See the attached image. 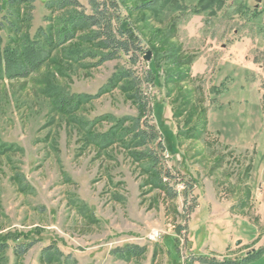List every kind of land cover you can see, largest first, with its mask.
I'll return each mask as SVG.
<instances>
[{"label":"rangeland","instance_id":"374dc122","mask_svg":"<svg viewBox=\"0 0 264 264\" xmlns=\"http://www.w3.org/2000/svg\"><path fill=\"white\" fill-rule=\"evenodd\" d=\"M120 1L150 60L103 61L87 28L32 76L0 80V238L36 240L0 264H59L43 252L50 244L68 264L238 262L264 246V0H157L148 10L150 0ZM70 14L46 0L31 10L0 3L2 46L25 30L59 40ZM149 68L155 82L140 88L152 110L140 123L158 133L157 165L136 136L131 96ZM128 245L144 250L112 251ZM232 264H264V252Z\"/></svg>","mask_w":264,"mask_h":264},{"label":"trees","instance_id":"16d2710c","mask_svg":"<svg viewBox=\"0 0 264 264\" xmlns=\"http://www.w3.org/2000/svg\"><path fill=\"white\" fill-rule=\"evenodd\" d=\"M36 0H0L6 7H24L27 10H31L34 7ZM90 6L91 12L87 13L85 8L79 0H46V5L49 8H56L59 10L69 9L71 12L70 17L67 19V25H65L59 31V40H55L53 35H50L48 32L43 30L40 32V37L37 35L31 37L30 34H27L26 30L22 35L21 40L17 42L16 47H11L9 44L2 46V38L0 36V80L3 79H24L32 76L37 73L40 68L43 67L46 61H48L51 51L58 49L61 45L67 41L74 39L75 32L80 29H89L91 30L88 38L97 41V46L101 49H104L102 60L107 61L113 58H116L122 54L129 55L130 60L133 64H137L139 56L146 54L147 51L141 46V37L137 30L132 26L129 21L128 16H124L122 12V3L120 0H87ZM209 2L207 5H203L206 2ZM226 0H200L199 5L212 6L217 4L221 6L225 3ZM157 0H150L144 4L145 9H152L156 4ZM83 9L82 12L73 15L71 10L77 11L76 9ZM11 13L7 14L11 18ZM31 15L27 14L24 17L26 23H29ZM9 28L18 34L21 32V28L18 27L10 19ZM22 22V21H21ZM126 23V24H125ZM125 24V26H124ZM2 26V24H0ZM87 56V52H81L77 54V57ZM130 74H125L128 76ZM132 79V78H131ZM146 82L148 85H152L155 82V74L152 69L149 68L145 71V76L142 78H133V92L132 97L135 100L139 116L135 119V127L138 129L136 136L140 140V143L144 145H149L148 150L145 152L144 156L151 159L152 164L157 165L160 158L152 153L150 147L151 142H157L159 139L158 133L155 128H152L146 122L147 127L141 126L140 119L144 115H147L150 110H152L150 105V99L147 94H145L140 85ZM149 126V127H148ZM158 146L161 150H164L163 143H159ZM3 146L0 144V151H3ZM156 167V166H155ZM156 184L160 185L163 188L169 187V181L166 179V176L161 175L160 171H156ZM168 190V189H167ZM170 193V190H169ZM22 234L17 232H7L3 234L0 238V256L12 248L13 252L17 256H22L28 253V251L35 245L36 240H28L22 238ZM144 248L128 245L123 248H115L112 251L117 252L116 254L122 255L121 253H128L131 256L139 255L143 252ZM44 253L53 252L54 256L57 258L59 264H68L69 254H65L54 244H50L43 249ZM264 252V246L258 249L254 254H249L242 260L247 261L252 257L261 254ZM202 262L210 264H232L239 263L240 261H207L206 258H200ZM63 262V263H60Z\"/></svg>","mask_w":264,"mask_h":264},{"label":"water","instance_id":"95a60500","mask_svg":"<svg viewBox=\"0 0 264 264\" xmlns=\"http://www.w3.org/2000/svg\"><path fill=\"white\" fill-rule=\"evenodd\" d=\"M145 59H146V60H150V59H151V52H150V51H148V52L146 53V55H145Z\"/></svg>","mask_w":264,"mask_h":264}]
</instances>
